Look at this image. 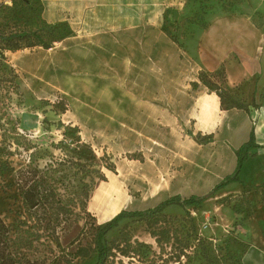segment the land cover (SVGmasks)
<instances>
[{
	"label": "rangeland",
	"instance_id": "1",
	"mask_svg": "<svg viewBox=\"0 0 264 264\" xmlns=\"http://www.w3.org/2000/svg\"><path fill=\"white\" fill-rule=\"evenodd\" d=\"M183 2V8H168L157 27L158 67L175 65L170 43L179 44L186 23L204 27L227 12L264 19L262 0ZM43 11L44 0H0V218L9 228L0 257L4 264H95L93 224L122 209L145 210L205 190L197 185L200 166L189 157L183 164H150L147 145L133 137L139 119L132 61L118 54V37L111 35L101 50L100 41L70 38L68 22L48 23ZM23 31L37 32L53 47L45 49L35 37L10 47L7 37ZM140 44L147 49L148 43ZM142 121L144 128L157 124L147 115ZM173 127L182 129L176 119ZM113 164L115 172L107 168ZM22 187L31 189L37 206L27 208ZM219 194L197 207L171 205L151 218L122 220L105 236L114 255L110 264H241L242 251L230 245L239 242L238 229L253 214L255 199L264 202V185ZM118 203L125 205L106 216ZM226 212L238 216L228 220Z\"/></svg>",
	"mask_w": 264,
	"mask_h": 264
},
{
	"label": "crops",
	"instance_id": "2",
	"mask_svg": "<svg viewBox=\"0 0 264 264\" xmlns=\"http://www.w3.org/2000/svg\"><path fill=\"white\" fill-rule=\"evenodd\" d=\"M183 1L44 0L43 16L48 23L67 21L73 32L70 38L100 41L101 50H106L104 43L111 35L123 43L117 50L132 61L133 103L139 119L134 118L133 137L140 146L147 145L150 164H183L189 157L191 165L200 166L196 179L205 190L203 196L235 171L237 151L254 130L259 147L251 148L255 155L245 161L240 178L249 187L264 185V19L253 12H227L212 17L204 27L186 23L179 44L170 43L175 65L158 67L157 27L168 8L182 7ZM142 42L148 43L147 49H141ZM222 68L229 92L235 90L231 96L247 108L222 106L217 92L200 81L201 72ZM146 115L148 122L157 124L144 128ZM175 119L182 131L173 127ZM245 185L231 182L216 192L217 198ZM254 203L253 214L238 229L239 242L230 245L242 251L241 264H264V202ZM236 216L226 212L228 220Z\"/></svg>",
	"mask_w": 264,
	"mask_h": 264
},
{
	"label": "trees",
	"instance_id": "3",
	"mask_svg": "<svg viewBox=\"0 0 264 264\" xmlns=\"http://www.w3.org/2000/svg\"><path fill=\"white\" fill-rule=\"evenodd\" d=\"M61 24V23H56ZM207 25V24H206ZM205 25V26H206ZM31 37H35L38 40V43L43 44L44 41L42 36L38 35L37 32L34 31H23L21 33H15L12 35H9L7 37V44L10 45V47L14 49H19V40L22 39H31ZM38 43H30L28 46H34ZM201 81L209 88L211 91L217 92V94L221 98L222 106L226 108H247L246 105L239 101L235 100L231 94L228 91L227 83H226V73L225 69L222 68L214 73H206L202 72L200 74ZM225 85V86H224ZM225 90V91H223ZM228 92V93H226ZM63 128H67L66 125L63 126ZM259 147V145L256 143L255 133L254 130L251 132V136L248 142L243 144L240 149L237 151V165L235 168V171L231 174L226 176L220 183H218L208 194L206 195H191L188 198H182L181 195H173L163 201H161L159 204L152 208H148L145 210H128V209H122L120 212H118L115 216H113L110 220L104 222V223H95L92 225L93 227V243L94 248L97 252V261L95 264H110L114 260V255L109 249L105 243V236L112 231L114 228L118 227L120 222L127 218H151L153 215L161 213L164 211L167 207L171 205H179L181 207H187V206H193L197 207L200 206L204 201H206L212 194L216 193L220 189L224 188L226 185H228L231 182H239L243 185H245L244 181L240 178V172L242 170V167L245 163V161L255 154H252L250 152L251 148ZM33 154V153H32ZM93 156L95 154L93 153ZM76 165H82L80 161L76 162ZM107 168L113 172L116 171L115 165H107ZM90 172L98 174V177L101 181H106L107 177L105 174L101 173V169L92 167L90 169ZM31 193V189H24V187L21 188V195L24 199V204H26L27 208H34L37 206L36 198H30L29 194ZM88 196V195H86ZM82 208L84 211H87V203L83 201ZM26 222V221H24ZM9 228L7 225L3 222V220L0 218V255L1 251L6 249V245H8V230ZM37 238H41L43 233H40L37 231ZM156 236V235H154ZM156 240L158 241V237H156ZM0 257V264H4V260H2ZM181 264V262H179Z\"/></svg>",
	"mask_w": 264,
	"mask_h": 264
},
{
	"label": "bare ground",
	"instance_id": "4",
	"mask_svg": "<svg viewBox=\"0 0 264 264\" xmlns=\"http://www.w3.org/2000/svg\"><path fill=\"white\" fill-rule=\"evenodd\" d=\"M124 205H125L124 203H118L117 205H115L114 207H112V210L106 216H109L113 212H116L121 206H124Z\"/></svg>",
	"mask_w": 264,
	"mask_h": 264
},
{
	"label": "water",
	"instance_id": "5",
	"mask_svg": "<svg viewBox=\"0 0 264 264\" xmlns=\"http://www.w3.org/2000/svg\"><path fill=\"white\" fill-rule=\"evenodd\" d=\"M42 46L45 48V49H49V48H51V47H53V44L52 43H49V42H44L43 44H42Z\"/></svg>",
	"mask_w": 264,
	"mask_h": 264
}]
</instances>
